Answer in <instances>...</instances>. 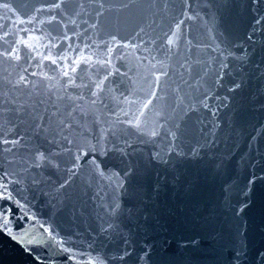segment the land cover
Instances as JSON below:
<instances>
[{"label":"water","instance_id":"water-1","mask_svg":"<svg viewBox=\"0 0 264 264\" xmlns=\"http://www.w3.org/2000/svg\"><path fill=\"white\" fill-rule=\"evenodd\" d=\"M0 4V264H264V0Z\"/></svg>","mask_w":264,"mask_h":264},{"label":"snow or ice","instance_id":"snow-or-ice-1","mask_svg":"<svg viewBox=\"0 0 264 264\" xmlns=\"http://www.w3.org/2000/svg\"><path fill=\"white\" fill-rule=\"evenodd\" d=\"M59 6H60L59 4H56L55 5V7H59ZM0 7L7 8L8 5L7 4H0ZM177 28H179V24L177 25ZM137 35H139V33H137ZM163 39H164L165 45L168 47V50L171 51V49L176 46V43H177V33L175 31H173L171 34L165 33V36H164ZM115 40H116V36L113 35L112 36V41L114 42ZM130 46L132 48H136L137 47L136 44H124V45H122V47H124V48H128ZM107 51H108L109 54H111L113 52V48L111 46H108L107 47ZM9 55H12V53H9ZM48 58H50V57H44V59H48ZM17 59H18V57H17ZM81 61L83 63H85V64H89V65L92 64L91 57H87V58L81 57L80 60H74L72 62L71 72L74 73L76 71V67L79 65V63ZM52 62L53 63H56L55 60H53ZM95 63L96 64H101V65H110L111 64V59L109 58L108 60H103V61L97 60ZM33 75H35V73H33ZM110 75H111V72H109L107 75H105L103 77V79H100V80L94 82V88H95V90L91 91V96L94 97V99H92V101H91V103L93 105H95L97 103V100L100 98V94L103 93V91H104V83L108 79V76H110ZM161 75H165L166 76L167 73L166 72H162ZM63 76L68 77V80L66 81V84H65V88H67V87H76V88L87 87V85H84V84H77L75 78H73L72 76H70L69 71H67V70L63 71ZM23 79H24V77L22 76L21 77V80H23ZM155 79H156V83L158 85L159 84V81H160V76H156ZM152 95L155 96L156 93L155 92H152ZM69 99H71V97H69ZM76 99L77 100H83L84 97L82 95H77L76 96ZM148 103H151V101H149ZM147 106H148L147 104L144 105V107H147ZM73 111H75V109H73ZM142 114L143 113H141V115ZM128 123L130 125H133L134 127H136L138 130L140 129V121H139V118L138 117L136 118L135 124H133V121H131V120L128 121ZM150 134L152 136H156L157 135V132L155 130H153ZM173 135H174V133H173ZM65 139H67V137H65ZM5 143H7V141H5ZM13 143H17V141H13ZM69 143H71V141H69ZM88 147H89V151H95L96 148H97V146L91 145L90 143H89ZM44 158H45L44 157V154L43 153H40L39 154V159L42 160ZM79 159H81V157L80 156H77L76 157V160H79ZM93 163H94V161H93ZM96 167L99 168V165H96ZM100 175L103 176L104 173L103 172H100ZM241 211H242V209H241ZM3 223L6 224L7 222L4 221Z\"/></svg>","mask_w":264,"mask_h":264}]
</instances>
